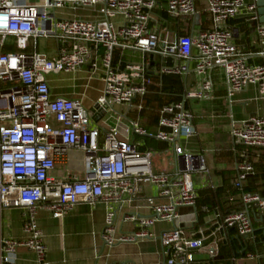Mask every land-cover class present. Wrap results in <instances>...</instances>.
<instances>
[{"label": "built area", "instance_id": "1", "mask_svg": "<svg viewBox=\"0 0 264 264\" xmlns=\"http://www.w3.org/2000/svg\"><path fill=\"white\" fill-rule=\"evenodd\" d=\"M202 1L209 27L196 36L181 34L174 39L162 36L167 28L158 25L155 9L185 20L196 12L195 0H164L163 4L161 0H0V208L25 210L23 236L4 240L2 262L15 264L16 250L23 247L33 252L37 264H49L36 209L42 206L52 217L62 218L80 201L104 203L101 237L108 246L154 238L152 226L163 221L173 228L159 234L165 259L158 264H201L195 261L194 252L202 249L208 250L211 258L217 256V244L223 237L205 245L202 238L174 225L179 208L195 207L198 193L192 174L208 172L204 155L185 147L195 133L193 114L185 103L213 98L212 79L204 78L180 100L162 106L155 133L146 131L138 117L125 123V114L113 107L126 105L128 111L134 100L147 92L151 83L148 71L185 74L192 58L197 74L215 67L222 70L229 105L248 85L256 86L254 99L263 102L259 113L242 120L229 114V133L241 148L234 157L231 178L238 193L227 201L232 204L237 199L242 208L214 213L219 220L217 229H233L238 236L255 240L253 221L264 216V195L242 191V184L254 173L258 160V154L248 149L264 148V23L259 21L256 0ZM66 7L82 9L87 16L59 15ZM240 14L256 23L261 49L255 55L263 58L262 63H249L248 54L234 43L235 31L227 22ZM9 38L14 39L15 51L3 50ZM38 38L55 39L56 55L38 52ZM126 52H138L141 58L126 59ZM81 68L103 82L101 94L91 106H85L80 97L54 95L49 85L48 76ZM95 104V116L115 112L112 124L108 125V118L99 121L104 115L94 121L90 108ZM135 108L140 110L141 104ZM133 136L166 143L174 170L154 172L150 151L139 152ZM71 151L84 154L81 170L69 167ZM147 182L157 187L165 201L155 203L147 198L149 214H124L123 220L131 222L134 229L116 235L115 205L131 202ZM245 258L264 264V252L248 251Z\"/></svg>", "mask_w": 264, "mask_h": 264}, {"label": "crops", "instance_id": "2", "mask_svg": "<svg viewBox=\"0 0 264 264\" xmlns=\"http://www.w3.org/2000/svg\"><path fill=\"white\" fill-rule=\"evenodd\" d=\"M27 2L34 3L38 2V0H27ZM161 3L163 4L164 0H161ZM195 9L196 12L192 16L185 20H178L170 18L162 8H156L154 13L157 18L159 17L158 25L167 28V31L162 32V36L165 35L175 39L181 34L196 36L200 31L206 30L210 21L209 14L205 10L202 0H195ZM87 13L82 9L69 7L58 11V14L62 16L83 17L87 16ZM227 24L235 31L234 43L248 54V62L251 64L262 63L263 58L255 55L261 49V44L255 31L256 23L250 22L240 14L229 20ZM152 25L154 23H150V26ZM56 52L57 49H54L55 55ZM192 52L195 55L196 49L193 48ZM124 57L126 59H140L141 54L138 52H126ZM195 64L196 60L192 58L189 61L188 72L178 74L184 82L183 93L197 86L206 77H210L213 82V98L207 100L189 99L185 103L186 108L193 114L195 126V133L185 144V147L193 152L203 154L208 167V172L201 174L204 177L202 179L197 178L196 180L199 182L194 183L195 189L198 191L207 187L217 188L223 184H231V178L234 175L233 160L236 152L241 147L236 144L229 133V114L236 121L242 120L250 114L259 113L263 102L254 99L257 94L256 86L248 85L244 90L233 96L230 105L227 104L222 70L215 67L210 71H206L204 75L197 74ZM148 73L154 77L160 76L155 74L153 70L148 71ZM48 81L52 94L80 97L87 106H91L95 102L103 88L101 77L90 76L86 68H81L73 73L50 75L48 76ZM137 104H140V99H135L128 111V106L126 105H114L113 107L116 111L125 114V123L127 119L138 117L140 124L146 130L147 122L140 115V110L135 108ZM110 118H108V125L113 123ZM108 125L103 126L102 129H106L105 127ZM152 128L155 130L157 126ZM145 137L133 136L132 138L134 141L138 140L137 147L139 146L140 148L143 144L154 145L155 141L150 142ZM156 141L157 143L165 144L166 147L168 146L164 142ZM166 150L169 151L170 149L167 147ZM250 152L257 153L259 160L260 151L257 148H252ZM69 155V167L73 171L81 170L83 167L77 168L76 165L79 160L83 161L84 154L79 151H71ZM172 169L174 170V161ZM60 173L63 172L60 170ZM156 173L169 172L156 171ZM147 198H153L155 203H163L165 201V199L159 197L157 187L147 182L141 184V192L131 202L124 201L115 205L116 218L114 224L116 235L130 233L134 229L131 222L123 220L124 214L129 212H137L141 215L149 214L150 207L146 202ZM231 206L233 204L226 199L224 209H230ZM233 209L232 207L231 210ZM178 211L180 216L176 220L175 226L181 227L192 236L202 238L205 245H209L215 238L223 237L217 244L218 250L221 246H224V249L232 253L230 255L227 254L225 257H219L217 254L216 257L211 258L208 250L195 251L194 259L201 264H236L237 259L242 254H246L248 251L251 252V247L252 252H264V216H258L253 221L255 240L252 241L238 236L233 229H217L219 220L216 219L214 212H206L201 222L198 223L195 207H181ZM24 212L23 208H0V264H5L1 260L4 240L23 236ZM104 216L105 206L102 201L93 203L80 201L62 218H54L48 209L42 206L38 207L36 209V218L42 231L43 242L47 247L49 264H113L122 261H133L136 264H158L165 259L163 245L158 237L161 231L173 228V224L163 221L155 223L151 228L154 238L139 239L135 242H120L108 246L104 244L101 237ZM233 251L236 253L234 254ZM254 261L256 262L255 264H258L257 260ZM15 264H37V262L33 252L20 247L16 250Z\"/></svg>", "mask_w": 264, "mask_h": 264}, {"label": "trees", "instance_id": "3", "mask_svg": "<svg viewBox=\"0 0 264 264\" xmlns=\"http://www.w3.org/2000/svg\"><path fill=\"white\" fill-rule=\"evenodd\" d=\"M147 77L151 83L147 86V92L140 98V115L147 122L146 131L153 132V126H158L159 111L165 104L176 102L181 99L184 91V82L180 75L163 73L158 77L147 73ZM155 81H154V79ZM156 83H154V82ZM154 83V84H153ZM146 140L153 141V139ZM151 138V137H150ZM252 148L248 150L251 151ZM260 151L259 160L254 164V173L243 181L242 191L258 192L264 195V148H257ZM198 197L195 202L198 223L201 222L203 215L206 212L226 213L232 207L234 209L242 208L241 202L236 200L231 208L224 209V202L230 195H236L238 190L231 184H223L217 188L207 187L197 191ZM251 251L252 247L250 248ZM219 257H225L227 254H232L231 251L224 249L221 246L218 250ZM235 254L236 252L233 251Z\"/></svg>", "mask_w": 264, "mask_h": 264}, {"label": "rangeland", "instance_id": "4", "mask_svg": "<svg viewBox=\"0 0 264 264\" xmlns=\"http://www.w3.org/2000/svg\"><path fill=\"white\" fill-rule=\"evenodd\" d=\"M5 43H6L5 48H3L4 51H9V50L15 51L16 50L13 38H9ZM30 43L32 44L33 40H31ZM35 44L37 47V51L38 52H44L48 57H52V55L54 54V49H57L56 40L53 38H50V39L38 38L35 41ZM89 95L91 96L90 93H89ZM84 105L87 106L86 104H84ZM114 113L115 112L113 110L108 111L103 117H101L99 119V121L103 120L105 118L107 119V118L113 117ZM156 131H157V129L153 130V133H155ZM147 139H152V138H147ZM153 141H155L154 145L143 144V146L141 148L138 146L137 150L139 152H142V151H146V149H149V151H150V162H151L152 170L154 172H156V171L172 172L174 159H173L171 149L169 148V146H167L168 149H170L169 151H167L166 150L167 147L165 144L157 143V141L155 139H153ZM137 142H138V140H137ZM147 147H149V148H147ZM82 160H83V158H82ZM83 165H84L83 161L81 162V160H79L77 162L76 167L82 168ZM203 177H204L203 175L198 174V173L192 174V179H193L194 183L199 182L198 180H196L197 178L202 179ZM244 254H242L241 257H239L237 259L236 264H255L256 263L254 260H250L248 258H245Z\"/></svg>", "mask_w": 264, "mask_h": 264}, {"label": "water", "instance_id": "5", "mask_svg": "<svg viewBox=\"0 0 264 264\" xmlns=\"http://www.w3.org/2000/svg\"><path fill=\"white\" fill-rule=\"evenodd\" d=\"M256 5H257V12L259 14V21L261 23H264V0H256ZM95 107H97L96 104L90 108V112L92 113L94 121H97L100 116L104 115V113H101L100 115L95 116V114H94V108ZM105 131L106 130L103 129V132H105Z\"/></svg>", "mask_w": 264, "mask_h": 264}]
</instances>
